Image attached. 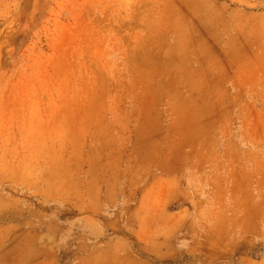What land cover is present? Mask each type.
<instances>
[{
	"label": "rangeland",
	"instance_id": "rangeland-1",
	"mask_svg": "<svg viewBox=\"0 0 264 264\" xmlns=\"http://www.w3.org/2000/svg\"><path fill=\"white\" fill-rule=\"evenodd\" d=\"M0 264H264V0H0Z\"/></svg>",
	"mask_w": 264,
	"mask_h": 264
}]
</instances>
